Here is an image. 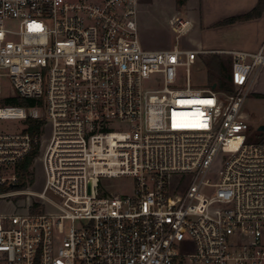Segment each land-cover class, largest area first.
Listing matches in <instances>:
<instances>
[{
  "label": "built area",
  "instance_id": "obj_1",
  "mask_svg": "<svg viewBox=\"0 0 264 264\" xmlns=\"http://www.w3.org/2000/svg\"><path fill=\"white\" fill-rule=\"evenodd\" d=\"M171 26L176 44L148 49L137 0H0V183L36 146L45 171L27 211L0 212L1 264H264V136L245 111L264 41L182 48L193 22ZM210 52L232 56L233 93L192 83Z\"/></svg>",
  "mask_w": 264,
  "mask_h": 264
},
{
  "label": "rangeland",
  "instance_id": "obj_2",
  "mask_svg": "<svg viewBox=\"0 0 264 264\" xmlns=\"http://www.w3.org/2000/svg\"><path fill=\"white\" fill-rule=\"evenodd\" d=\"M179 1V0H178ZM168 2L158 3L155 0L147 2L141 10V21L142 29L139 30L140 39L145 48L148 49H164L163 47L169 44L170 47H173L176 44V33L168 25V11L169 5ZM195 4V0H192V4ZM178 10L182 5H177ZM182 16H185L183 13ZM252 20V19H250ZM248 21V20H245ZM244 22V21H237ZM236 23V22H235ZM217 24V23H216ZM215 27H221L217 26ZM234 24V23H231ZM230 25V24H227ZM222 25V26H227ZM264 41V40H263ZM180 46L182 48H219L226 47L232 48V31H221L217 28L204 29L197 27V29L187 34L182 35L179 38ZM217 53V52H215ZM214 52L200 54L195 64L191 67V80L194 85L203 86L208 84V70L205 64L204 58L208 55L215 54ZM223 56L225 59L232 61V56L228 53H217ZM184 72L183 68L180 69ZM264 71V68L261 72ZM183 75H185L183 73ZM264 75V74H263ZM262 87L264 88V77L261 79ZM256 97H252V93L246 100L245 111L249 114L251 127L254 130V139L263 137L264 133L258 130V127L264 124V96L262 94H256ZM5 126L8 129L19 128L20 125L18 122H5ZM49 136V129L45 127L41 135V149L43 150L45 145V140ZM31 175L28 184L23 189L12 190L11 196L9 197H0V212H25L26 207L30 204L31 201H35L36 197L33 193L40 192L43 189L45 183V171L41 161V152L36 155L33 163L30 167ZM2 176H14L13 171H1ZM10 182H7V184ZM130 181L126 178H103L102 185L106 190L114 193L116 191L127 190V186ZM10 186V184H9Z\"/></svg>",
  "mask_w": 264,
  "mask_h": 264
},
{
  "label": "crops",
  "instance_id": "obj_3",
  "mask_svg": "<svg viewBox=\"0 0 264 264\" xmlns=\"http://www.w3.org/2000/svg\"><path fill=\"white\" fill-rule=\"evenodd\" d=\"M151 0H137L138 2V26L139 30L142 29L143 22L140 15L143 6ZM158 3H165L169 5L167 15L168 25L172 29L171 20L179 15L185 13L186 17L193 22V27L190 32L201 28H217L223 32L232 31V48L219 47L209 48L211 50H257L264 40V13L262 17L255 18L244 22H236L227 26L215 27V24L232 16L247 13L253 9L259 0H195L196 6L192 0H186L178 10V0H155ZM173 30V29H172ZM165 48H170L169 44ZM201 49V48H192ZM264 71L259 72L255 78L252 87V97L256 94H264V88H261L262 77ZM248 114V113H247ZM249 115V114H248Z\"/></svg>",
  "mask_w": 264,
  "mask_h": 264
},
{
  "label": "trees",
  "instance_id": "obj_4",
  "mask_svg": "<svg viewBox=\"0 0 264 264\" xmlns=\"http://www.w3.org/2000/svg\"><path fill=\"white\" fill-rule=\"evenodd\" d=\"M185 2L186 0H179L178 4L182 5ZM263 13H264V0H259L257 5L247 13L226 18L218 22L216 25L222 26V25L235 23L237 21H245V20L260 18L262 17ZM204 61L208 70V84L209 85L216 84V89L233 93L234 85L233 82L231 81L232 61L225 59L223 56L217 53L206 56L204 58ZM262 96H264V94H262ZM6 102L8 104H12L16 106H32L35 103L33 99L23 98L20 96L9 97L7 98ZM27 123H28L27 131L30 132L33 136H36L41 133V128L44 125L45 120L42 118H29L27 120ZM262 139L263 137L257 138V140H262ZM38 152H39V146H36L25 159H23L21 162L17 164L16 166L17 179L12 184H10V186L7 183H0V193L23 189L28 184V181L31 182V180L29 179L31 175L30 167ZM35 207L38 206L35 204Z\"/></svg>",
  "mask_w": 264,
  "mask_h": 264
},
{
  "label": "water",
  "instance_id": "obj_5",
  "mask_svg": "<svg viewBox=\"0 0 264 264\" xmlns=\"http://www.w3.org/2000/svg\"><path fill=\"white\" fill-rule=\"evenodd\" d=\"M212 86H213V88H216V84H214V85H212ZM258 130H259V131H262V132L264 133V124L260 125V126L258 127Z\"/></svg>",
  "mask_w": 264,
  "mask_h": 264
}]
</instances>
